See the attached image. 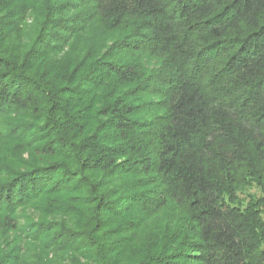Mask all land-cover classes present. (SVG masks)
<instances>
[{"label": "trees", "instance_id": "trees-1", "mask_svg": "<svg viewBox=\"0 0 264 264\" xmlns=\"http://www.w3.org/2000/svg\"><path fill=\"white\" fill-rule=\"evenodd\" d=\"M253 184L264 0H0V264H264Z\"/></svg>", "mask_w": 264, "mask_h": 264}, {"label": "rangeland", "instance_id": "rangeland-1", "mask_svg": "<svg viewBox=\"0 0 264 264\" xmlns=\"http://www.w3.org/2000/svg\"><path fill=\"white\" fill-rule=\"evenodd\" d=\"M37 8H39V6ZM26 23H27V25H29L30 21H27ZM88 28H90V26ZM88 30L89 31L84 33L83 38L86 41L90 42V40L93 39L92 37L95 36V34H98L99 32H102V30H105V29H101V25L94 24L93 26L91 25V28ZM128 31L129 30L123 31L121 29H118V30H115L112 32L104 33L102 35H103V37H106L108 39L107 40V42H108V41H110L109 39H111V37L121 38V37H123L124 34L128 33ZM84 50H85V47H83V44L80 43L78 45V47L75 49L74 53L84 52ZM263 198H264L263 191L260 190V188L257 187L255 184L248 185L245 188H243L242 191H239L237 193V199L239 201V205H241L242 207H245V206L247 207L248 205L257 204L258 202H254V201L259 200V199H263ZM252 202H254V203H252Z\"/></svg>", "mask_w": 264, "mask_h": 264}]
</instances>
